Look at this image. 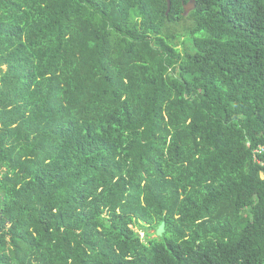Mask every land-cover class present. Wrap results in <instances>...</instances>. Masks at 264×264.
I'll return each mask as SVG.
<instances>
[{
	"label": "trees",
	"instance_id": "16d2710c",
	"mask_svg": "<svg viewBox=\"0 0 264 264\" xmlns=\"http://www.w3.org/2000/svg\"><path fill=\"white\" fill-rule=\"evenodd\" d=\"M0 264H264V0H0Z\"/></svg>",
	"mask_w": 264,
	"mask_h": 264
},
{
	"label": "water",
	"instance_id": "95a60500",
	"mask_svg": "<svg viewBox=\"0 0 264 264\" xmlns=\"http://www.w3.org/2000/svg\"><path fill=\"white\" fill-rule=\"evenodd\" d=\"M195 4L193 2H190L188 5L185 6V15H187L188 13H190V11H192L193 9H195ZM171 9V3L170 1H168V12ZM165 223H162L159 228L156 231V236L157 237H162L163 234L165 233Z\"/></svg>",
	"mask_w": 264,
	"mask_h": 264
},
{
	"label": "rangeland",
	"instance_id": "374dc122",
	"mask_svg": "<svg viewBox=\"0 0 264 264\" xmlns=\"http://www.w3.org/2000/svg\"><path fill=\"white\" fill-rule=\"evenodd\" d=\"M136 231L138 232L139 230H138V229H136ZM151 233L153 234V233H154V231H151ZM140 237H141L142 239H144L145 235H144V233H143V232H140ZM153 237H155V236H153Z\"/></svg>",
	"mask_w": 264,
	"mask_h": 264
}]
</instances>
